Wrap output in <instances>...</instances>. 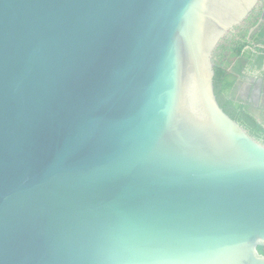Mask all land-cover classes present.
<instances>
[{"label": "water", "instance_id": "95a60500", "mask_svg": "<svg viewBox=\"0 0 264 264\" xmlns=\"http://www.w3.org/2000/svg\"><path fill=\"white\" fill-rule=\"evenodd\" d=\"M262 0H0V264H264V144L220 43Z\"/></svg>", "mask_w": 264, "mask_h": 264}, {"label": "trees", "instance_id": "16d2710c", "mask_svg": "<svg viewBox=\"0 0 264 264\" xmlns=\"http://www.w3.org/2000/svg\"><path fill=\"white\" fill-rule=\"evenodd\" d=\"M249 68L260 71L264 78V2L220 43L214 56V86L221 108L250 136L264 144V117L233 95ZM263 250V246L258 247L259 252Z\"/></svg>", "mask_w": 264, "mask_h": 264}, {"label": "flooded vegetation", "instance_id": "af4514ba", "mask_svg": "<svg viewBox=\"0 0 264 264\" xmlns=\"http://www.w3.org/2000/svg\"><path fill=\"white\" fill-rule=\"evenodd\" d=\"M261 1L257 10L263 5ZM235 99L250 105L258 115L264 117V78L260 71L247 69L238 81L233 93Z\"/></svg>", "mask_w": 264, "mask_h": 264}, {"label": "rangeland", "instance_id": "374dc122", "mask_svg": "<svg viewBox=\"0 0 264 264\" xmlns=\"http://www.w3.org/2000/svg\"><path fill=\"white\" fill-rule=\"evenodd\" d=\"M259 252V251H258ZM260 255H264V250L259 252Z\"/></svg>", "mask_w": 264, "mask_h": 264}]
</instances>
